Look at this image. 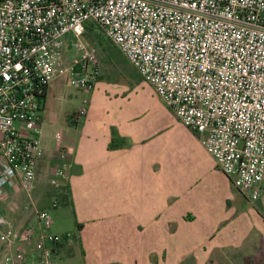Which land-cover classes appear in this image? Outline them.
Listing matches in <instances>:
<instances>
[{"label":"built area","instance_id":"1","mask_svg":"<svg viewBox=\"0 0 264 264\" xmlns=\"http://www.w3.org/2000/svg\"><path fill=\"white\" fill-rule=\"evenodd\" d=\"M92 24L198 140L214 166L250 201L264 181V0H0V199L27 192L42 153L38 130L45 93L58 74L60 40ZM69 83L90 93L95 49L74 43ZM83 106L71 118L86 115ZM69 149L60 150V159ZM54 177H61L56 169ZM55 184V180L51 181ZM57 207V202L52 203ZM18 231L0 215V240L13 242L2 264H24L38 245L40 264H57L48 211Z\"/></svg>","mask_w":264,"mask_h":264},{"label":"crops","instance_id":"2","mask_svg":"<svg viewBox=\"0 0 264 264\" xmlns=\"http://www.w3.org/2000/svg\"><path fill=\"white\" fill-rule=\"evenodd\" d=\"M51 83L46 89L42 115L53 92ZM97 83L87 94V113L79 122L80 129L75 130L78 133L74 136V146H59V156L61 149H69L59 179L76 217L75 227L80 226L76 229L83 264H90L88 255L97 246L92 240L99 234L103 238L99 249L103 252L104 264H150L147 257L151 255L155 257V264H161V259H173L174 248L200 250L203 247L199 233H203L205 224L213 223L214 212L206 211L208 200L193 189L194 178L183 173L171 154L168 156L170 144L163 140L165 130L153 127V121L161 120L181 128L197 149L206 154L205 150L158 98L152 96L153 108L141 120L128 105L107 104V96L115 91L109 84ZM111 129L124 139L123 149H107ZM38 168L41 166H36L31 183L37 177ZM30 187L36 188L37 182ZM24 193L27 192L16 185L9 192L10 205L0 199V215L13 224L15 231L24 226L37 227L34 212L27 209ZM33 244L24 246V264H39L33 257ZM68 245L55 249L63 250ZM230 247L234 251L233 247H239V243ZM13 248V242L6 244L0 240V264ZM54 254L59 259L56 251ZM206 257L201 254L200 262H206ZM212 261L217 264L215 258Z\"/></svg>","mask_w":264,"mask_h":264},{"label":"rangeland","instance_id":"3","mask_svg":"<svg viewBox=\"0 0 264 264\" xmlns=\"http://www.w3.org/2000/svg\"><path fill=\"white\" fill-rule=\"evenodd\" d=\"M77 41H86L96 51L98 76L101 77L97 84H109L110 89L115 91L109 93L110 97L107 96V104L128 105L143 120L142 117L153 108L152 96L157 98L154 92L152 94L151 86L139 77L119 51L105 39L91 43L82 37L76 39L67 35L60 40L61 63L58 74L51 83L54 87L53 92L42 115L41 128L38 130L42 153L37 160V167L41 168H38L37 177L31 183L37 182V187L31 188L29 185L27 193H24L27 194L25 199L30 213L34 210L49 212L51 226L47 230L48 233L75 235V240L68 245L71 253L67 251V247L56 250L58 260L53 253L57 264L84 262L78 250L80 240L77 238L79 231L74 224L76 217L70 208L65 188L61 187V179L53 175L56 169L62 170L67 161L65 157L59 158V146H74V136L78 133L75 130L80 129L79 123L76 126L71 123L72 115L81 107H87L89 93H83L79 88L72 86L67 71V67L80 57L78 51L74 49V43ZM152 125L165 130L163 140L166 139L167 144H170L167 146L168 156L171 154L174 163L178 162L181 165L183 173L194 178L193 189L204 194L208 200L206 211L214 212L215 215L213 223L205 224L202 228L203 233H199L200 245L203 248L200 250L174 248L173 259H161V264H213L214 258L217 264H264V190L256 200H248L245 194L237 190L233 181L214 166L212 159L206 156L207 153H202L195 147L181 128L173 127L169 122L163 123L161 120L153 121ZM52 180H55L54 185L51 184ZM262 185L264 186V181ZM55 201L58 205L52 208L51 205ZM82 235L85 238L86 233ZM92 241L94 246H97L88 255L90 264H104L103 252L99 249L103 244V238L101 240L99 234L94 236ZM235 243H239V247H233L236 249L232 251L230 245ZM32 247L37 257L38 245L33 244ZM236 253L238 257H234ZM201 254L207 256L204 263L199 260ZM235 258H239V261ZM147 259L148 263L155 264L154 256L151 255Z\"/></svg>","mask_w":264,"mask_h":264},{"label":"trees","instance_id":"4","mask_svg":"<svg viewBox=\"0 0 264 264\" xmlns=\"http://www.w3.org/2000/svg\"><path fill=\"white\" fill-rule=\"evenodd\" d=\"M82 38L84 40L91 42V43H94L97 41L99 42L102 39V36L97 32V30L95 29V27L92 24H87ZM125 146H126V144H125L124 139L121 138L113 129H111L110 141L108 143L107 149L109 151H113V150L123 149ZM76 227L78 229L80 228V226H76ZM74 240H75V235H72L70 233L62 234L61 243H59L58 245H54L52 248L53 253L56 251L55 248L57 246L64 245L66 243L70 245L72 243V241H74ZM67 251H69L71 253L70 248H68ZM70 253H69V255H70Z\"/></svg>","mask_w":264,"mask_h":264}]
</instances>
